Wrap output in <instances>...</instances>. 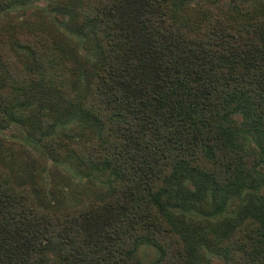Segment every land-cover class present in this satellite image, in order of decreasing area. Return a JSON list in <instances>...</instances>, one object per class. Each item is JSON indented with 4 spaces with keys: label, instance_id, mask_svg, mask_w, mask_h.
Here are the masks:
<instances>
[{
    "label": "trees",
    "instance_id": "1",
    "mask_svg": "<svg viewBox=\"0 0 264 264\" xmlns=\"http://www.w3.org/2000/svg\"><path fill=\"white\" fill-rule=\"evenodd\" d=\"M50 6L92 60L1 35L0 130L107 186L47 202L0 166V264H264V0Z\"/></svg>",
    "mask_w": 264,
    "mask_h": 264
},
{
    "label": "rangeland",
    "instance_id": "2",
    "mask_svg": "<svg viewBox=\"0 0 264 264\" xmlns=\"http://www.w3.org/2000/svg\"><path fill=\"white\" fill-rule=\"evenodd\" d=\"M51 0H36L18 7L9 12L0 14V36L6 35L12 38L23 37L24 33H45L48 36L64 35V39L73 47L78 49L81 56L92 60L91 56L84 51L85 40L74 33L68 25V18L60 21L56 13L52 12ZM24 53L22 50H20ZM77 122H68L58 127V132L62 129L76 126ZM79 124V123H78ZM77 124V125H78ZM0 166H6L11 170V174L17 178L21 184H27L34 179L38 185V190L43 192V198L47 202L64 197L73 199L75 194L99 193L104 189L103 179L96 176H85L80 173L77 167L69 160H57L52 158L49 150L39 144L32 136L25 132L23 127H17L13 132L0 130ZM4 161V162H3ZM4 163V165H3ZM40 173L42 176H40ZM57 174V176H56ZM57 179L62 187V193L57 190L54 180ZM61 194V195H60ZM73 205V203H72ZM224 216H230L225 214ZM191 218V216H189ZM158 256L156 249L143 246L141 257L145 264H149ZM221 261V262H220ZM224 262V263H223ZM214 264H226L225 261L215 259Z\"/></svg>",
    "mask_w": 264,
    "mask_h": 264
}]
</instances>
